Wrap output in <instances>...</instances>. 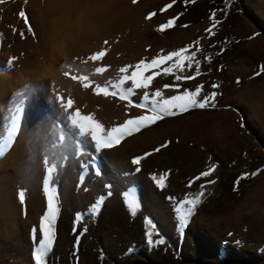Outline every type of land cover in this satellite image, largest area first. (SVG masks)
<instances>
[{"label": "rangeland", "instance_id": "374dc122", "mask_svg": "<svg viewBox=\"0 0 264 264\" xmlns=\"http://www.w3.org/2000/svg\"><path fill=\"white\" fill-rule=\"evenodd\" d=\"M169 3L173 0L0 4V137L6 134L16 93H22L24 101L18 136L0 158V264H34L30 233L36 227L40 239L39 222L46 211L45 160L58 165L55 183L61 209L48 264H264V0H196L187 5L176 0L164 11ZM20 11L30 18L38 41L26 32ZM213 11L220 21L214 35L206 32ZM152 12L156 15L146 19ZM177 16L173 28L157 31ZM13 29L25 31L26 39L13 34ZM104 40L109 44L103 45ZM185 47L200 49L197 58L203 75L176 82L163 74L171 62L161 65L152 70L161 75L149 89L137 90L133 102H140L145 91L150 98L157 90L170 98L202 84L200 99L215 91V108L165 118L99 154L89 142L80 143L58 95L65 101L73 99V111L92 115L109 130L149 113L118 98L96 96L95 86L130 74L141 60L150 62ZM101 48L108 51L104 61L83 62ZM13 56L20 57L14 67L7 64ZM98 66L108 71L96 74ZM120 67H129V73H119ZM69 68L70 74L88 75L93 87L83 89L79 81L65 77ZM177 83L178 91L165 87ZM149 152L136 173L131 160ZM93 159L99 176L85 167ZM210 167L215 168L211 176L188 187ZM254 172L258 174L252 177ZM162 173H168L163 190L151 180V175ZM245 175L237 186V179ZM201 185L203 203L180 231L174 208L189 193L198 194ZM20 190L26 191V214L17 199ZM127 190L136 192L140 204L135 217L123 200ZM101 196L104 204L93 217L87 210ZM78 213L84 219L74 233ZM149 230H154V240L164 243L150 247ZM77 236L80 243L75 247Z\"/></svg>", "mask_w": 264, "mask_h": 264}, {"label": "snow or ice", "instance_id": "6c2138e0", "mask_svg": "<svg viewBox=\"0 0 264 264\" xmlns=\"http://www.w3.org/2000/svg\"><path fill=\"white\" fill-rule=\"evenodd\" d=\"M6 0H0V4H4ZM138 0H132L133 4H136ZM176 0L173 3H169L163 10L173 8ZM196 0H184V4L188 3L194 4ZM221 11V10H218ZM183 13H181L182 15ZM156 15L155 12L149 14L146 19L151 20ZM217 12L213 11L209 17L212 21L211 26L206 29V32L214 35L213 29L217 27L220 23L216 19ZM19 18L23 21L26 26V32L31 34L34 39L38 41V36L35 32L34 27L30 23V18L26 15L25 11L19 12ZM179 16L169 19L167 23L162 24L157 29L158 32H164L167 29L173 28L176 25ZM188 27V25H183ZM19 34L20 38L26 39V33L23 30L13 29V34ZM3 34H0L2 36ZM109 41L104 40L103 45H108ZM199 44V41L196 42ZM3 47L2 41H0V48ZM200 49L197 47L196 51H192L190 48H181L178 51H172L168 55L159 56L158 58L152 59L150 62H145L141 60L139 63L135 64L134 71L129 73V67H120L119 73L126 74L121 75L116 81L109 80L106 84L95 86V95L103 97H114L121 101H126L127 104L134 108H139L145 110L146 113L140 115L134 119H128L125 123L119 126L111 127L106 130L101 123L97 122L92 115L82 114L80 110H74V101L71 98L66 99L62 96H57V100L60 102L62 109L67 114V120L70 124L72 131L77 137H79L80 143L83 145L85 142H89L93 146L94 154H99L102 150H110L116 148L121 144V142L126 138L131 136L135 132H139L141 129H146L151 125L157 124L158 121L164 120L165 118L176 117L178 114L188 113L190 110L199 109L204 110L207 108L216 107V96L215 91L207 94L200 99L201 93L203 92L204 85H198L194 90H185L182 94L173 95L170 98H163L161 91L157 90L151 94L153 98H150L149 92L145 91L140 102H133L132 97L137 94V90H147L153 84V81L157 76L161 75L159 71H152L153 69H159L161 65L169 64L170 66L163 68V74L165 76L172 75L176 82L181 81H192L196 80L198 77L203 75L201 71V61L197 58V53ZM23 55V53L21 54ZM108 55L106 48H101V50L95 51L90 54L83 61L85 64L88 62H101L104 61L105 57ZM20 57L13 56L8 61L9 66H15L16 61ZM77 59H80L77 57ZM108 71L107 67H95L96 74H103ZM152 72L151 75H145V73ZM192 72V75H184L186 72ZM264 71V68L261 69ZM71 69L65 71L63 75L69 77L72 81H79L82 84L83 89H90L93 84L90 81L88 75H74L70 74ZM261 73L257 72L256 75L259 76ZM239 83V80H237ZM128 84L129 86H125ZM165 87H175L179 90L180 85L177 83L175 85H166ZM212 87L215 89L218 87L217 84H213ZM111 89V90H110ZM17 99L15 100V106L11 109L10 122L6 126V134L0 137V158H3L10 148L13 146L14 140L18 136L19 129L21 127L22 112L24 109V101L21 98L22 93H16ZM161 147H167V143L157 147L154 151L159 152ZM152 153H145L143 156L134 157L131 160V164L136 166L135 172L139 173L141 171V162L150 156ZM44 163L47 166L45 170V176L42 180V192L46 199V211L42 215L39 222V234L40 239L37 240V228L33 227L31 229L30 238L34 246V250L31 253V258L34 264H48L47 258L53 251L54 243L56 240V225L58 217L60 215L59 207V196L57 191V186L55 183V177L58 173V165L52 160H45ZM85 167L89 169H94L95 175L99 176L101 170L96 164V160L93 159L85 163ZM215 171L214 167H210L208 171L202 172L200 175L193 178L189 182L188 187L190 188L195 181L201 180L202 178L209 177ZM258 173L254 172L251 174L255 177ZM168 173H162L159 176L153 174L151 175V180L154 181L155 186L158 189L163 190L166 187V179ZM247 175L242 176L237 179L235 184L238 186L241 179H246ZM80 181L82 182L85 177L81 176ZM209 183H215V181H209ZM110 187V186H107ZM204 185H201V191L193 196L189 193L187 197L179 204V206L174 208L176 218L178 220V229L182 231L186 225L190 222L191 217L196 213L198 207L203 203V197H205V192L203 191ZM86 190V189H85ZM237 188L234 187V191ZM111 195V192L108 193ZM192 197V198H188ZM17 199L19 204L24 208L26 201V191L20 190L17 194ZM172 200L173 198H169ZM123 200L126 204L127 210L130 212L131 216L135 217L140 209V204L138 203L137 194L133 190H127L123 193ZM104 204V197L101 196L90 208L87 210L88 214L91 216H96ZM26 214V208H24ZM84 216L82 214H77L74 220L73 232H76L75 225H79ZM146 226L152 229L151 220L146 221ZM83 232H87V227L83 228ZM154 230H149L146 232L147 244L150 247H155L163 244L162 239H153ZM80 243V236H77L75 241V247H78ZM131 251V249H130Z\"/></svg>", "mask_w": 264, "mask_h": 264}]
</instances>
